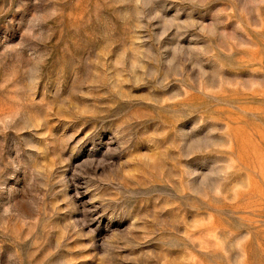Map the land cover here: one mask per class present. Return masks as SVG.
Here are the masks:
<instances>
[{
	"label": "rangeland",
	"instance_id": "1",
	"mask_svg": "<svg viewBox=\"0 0 264 264\" xmlns=\"http://www.w3.org/2000/svg\"><path fill=\"white\" fill-rule=\"evenodd\" d=\"M0 264H264V0H0Z\"/></svg>",
	"mask_w": 264,
	"mask_h": 264
}]
</instances>
